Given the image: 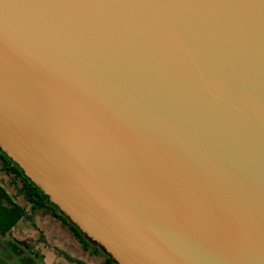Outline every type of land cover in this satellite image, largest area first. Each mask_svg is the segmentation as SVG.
Wrapping results in <instances>:
<instances>
[{
  "label": "water",
  "instance_id": "water-1",
  "mask_svg": "<svg viewBox=\"0 0 264 264\" xmlns=\"http://www.w3.org/2000/svg\"><path fill=\"white\" fill-rule=\"evenodd\" d=\"M0 152L115 264H264V0H0Z\"/></svg>",
  "mask_w": 264,
  "mask_h": 264
},
{
  "label": "rangeland",
  "instance_id": "rangeland-1",
  "mask_svg": "<svg viewBox=\"0 0 264 264\" xmlns=\"http://www.w3.org/2000/svg\"><path fill=\"white\" fill-rule=\"evenodd\" d=\"M0 182L18 205L28 209L21 196L7 185L8 178L1 171ZM6 223L0 218V232ZM56 250L75 262L64 259ZM0 264H102V259L82 252L58 221L37 212L31 220L21 219L9 233L0 235Z\"/></svg>",
  "mask_w": 264,
  "mask_h": 264
},
{
  "label": "trees",
  "instance_id": "trees-1",
  "mask_svg": "<svg viewBox=\"0 0 264 264\" xmlns=\"http://www.w3.org/2000/svg\"><path fill=\"white\" fill-rule=\"evenodd\" d=\"M0 171L7 178V185L11 187L18 196H21L26 207L18 205L10 195L5 191L0 182V218L5 219L7 223L1 229L0 235H5L11 231L13 226L21 219L31 220L34 213L42 212L46 216L59 222L60 226L70 234L72 240L84 253L90 257H101L102 264H115L109 256L104 253L97 245L91 243L80 231L74 227L66 217H64L56 207L47 203V199L35 188L28 179H26L21 170L13 164L3 153L0 152ZM91 249V252L90 250ZM56 252L64 259L75 262L66 253ZM90 252V253H89Z\"/></svg>",
  "mask_w": 264,
  "mask_h": 264
},
{
  "label": "flooded vegetation",
  "instance_id": "flooded-vegetation-1",
  "mask_svg": "<svg viewBox=\"0 0 264 264\" xmlns=\"http://www.w3.org/2000/svg\"><path fill=\"white\" fill-rule=\"evenodd\" d=\"M63 228H64V227H63ZM89 250H90V252H91V249H89ZM90 252H89V253H90Z\"/></svg>",
  "mask_w": 264,
  "mask_h": 264
}]
</instances>
